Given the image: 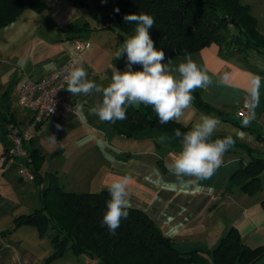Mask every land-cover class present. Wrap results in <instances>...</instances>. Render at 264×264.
I'll return each mask as SVG.
<instances>
[{
	"label": "crops",
	"instance_id": "1",
	"mask_svg": "<svg viewBox=\"0 0 264 264\" xmlns=\"http://www.w3.org/2000/svg\"><path fill=\"white\" fill-rule=\"evenodd\" d=\"M43 1V10L24 9L0 28V105L7 107L20 126L28 121L29 113L18 103L14 90L18 82L39 80L73 59L77 66H84L89 80L106 86L111 83L114 66L125 69V56L117 60L115 52L134 34L124 33L122 37L99 22L116 0ZM241 1L250 6L259 31L264 33V0ZM84 23L89 29L67 30ZM78 39H87L89 45L76 51ZM190 54L212 83L193 91L191 107L178 123L191 129L201 114L212 115L221 121L215 135L235 139L210 179L191 185L190 177L174 176L169 166L181 144L161 132L150 130L135 137L114 132L90 113V108L101 101L95 92L71 95L77 101L76 114L66 119L48 117L34 129L26 146L28 152L35 149L43 157L41 187L54 182L66 191L98 192L122 176L131 177L128 189L133 208L145 212L178 250H197L199 256L192 264H213L207 251L230 227L237 229L245 246H264V166L254 167L259 170V188L252 194L242 183L230 180L239 167L264 160V50L244 56L230 46L220 48L211 43ZM185 56L165 62L178 66L185 62ZM256 77L260 78L259 102L254 106L251 92ZM198 98L214 109L205 111ZM245 100L249 102V116L238 117L236 111ZM245 120L249 122L245 124ZM4 126L0 125V134ZM3 149L0 138V154ZM18 164L19 159H9L0 167V264H53L56 258L48 259L53 252L50 235L40 236L31 225L14 226L17 216L42 205L38 182L19 179ZM153 169L159 171V177ZM161 182L166 187H161ZM79 256L87 263H98L84 253ZM251 264H264V256Z\"/></svg>",
	"mask_w": 264,
	"mask_h": 264
},
{
	"label": "trees",
	"instance_id": "2",
	"mask_svg": "<svg viewBox=\"0 0 264 264\" xmlns=\"http://www.w3.org/2000/svg\"><path fill=\"white\" fill-rule=\"evenodd\" d=\"M45 7L43 0H0V28L12 22L24 9L41 11ZM133 13L154 17L151 38L157 49L164 50L166 59L190 54L211 43L219 44L220 48L230 46L244 56L255 50H264V33L259 31L258 20L250 6L241 0H116L105 19L98 20L102 27L115 30L124 37V33L134 31L135 25L125 23L123 17ZM86 29L89 25L84 23L71 25L67 30L80 32ZM133 68L139 70L140 66L134 65ZM100 98L102 100L101 94ZM198 104L205 111L214 109L200 98ZM15 123L7 107L3 109L0 105V125L7 126L0 134L4 144L1 154L9 144L8 125ZM106 123L114 132L128 137L156 130L176 144H180V140L175 137L174 130H190L175 120L161 125L153 108L143 104L128 107L127 119ZM225 136L228 135H214L213 139ZM28 158L27 166L35 173L34 181L40 186L42 205L33 212L17 216L14 226L31 225L40 236L50 235L54 251L49 260L63 256L69 249L74 254L84 253L96 258L98 264H192L197 260V250H178L173 240L137 208H132L129 217L121 221L114 235L111 234L102 224L106 201L110 199L107 189L98 192L66 191L54 182L41 187L39 168L43 157L33 149L29 151ZM255 161L252 165L239 167L230 176L233 183H242L250 194L259 188V170L254 167L264 166V160ZM207 253L213 264H251L264 256V246H245L237 229L230 227Z\"/></svg>",
	"mask_w": 264,
	"mask_h": 264
},
{
	"label": "clouds",
	"instance_id": "3",
	"mask_svg": "<svg viewBox=\"0 0 264 264\" xmlns=\"http://www.w3.org/2000/svg\"><path fill=\"white\" fill-rule=\"evenodd\" d=\"M118 12L119 9H116ZM125 23L134 24V35L127 38L115 52L118 60L126 56L123 71L112 68L111 83L107 86L88 79L87 70L81 64L74 66L65 76L67 91L71 95L85 96L93 92L101 94L102 100L90 108V113L101 122L116 123L127 119L128 107L143 104L151 106L161 125L171 121L179 122L185 110L191 107L193 91L206 88L212 83L211 78L203 71L191 54H186L185 62L178 66L166 61L164 50L157 49L151 38L150 29L155 24L152 15L146 13L127 14ZM139 65V70L133 66ZM259 81H254L251 98L254 106L259 102ZM249 121L245 120V124ZM221 121L212 115L201 114L199 120L186 132L175 129L181 150L172 159L169 171L178 179L190 177L191 185L200 180L210 179L221 166L223 156L234 145L231 135L213 139ZM59 127V125H57ZM51 139L55 141V137ZM159 177V171L153 169ZM131 177L122 176L108 186L110 199L106 201V211L102 224L111 234H115L121 221L129 217L134 207L128 183ZM161 187H166L162 182Z\"/></svg>",
	"mask_w": 264,
	"mask_h": 264
},
{
	"label": "built area",
	"instance_id": "4",
	"mask_svg": "<svg viewBox=\"0 0 264 264\" xmlns=\"http://www.w3.org/2000/svg\"><path fill=\"white\" fill-rule=\"evenodd\" d=\"M89 45L87 39H78L75 50L78 51ZM77 66L71 59L65 65L57 67L43 78L32 81L18 82L14 90L19 105L29 113L28 121L20 126L8 125L7 138L9 144L3 154H0V167L6 160L19 159L17 175L21 180L34 181L35 173L27 166L29 152L26 142L32 137L34 129L41 125L48 117L60 116L64 119L76 114L77 101L67 91L65 76L72 67ZM249 102L243 101L238 107L236 115L247 118L249 116Z\"/></svg>",
	"mask_w": 264,
	"mask_h": 264
},
{
	"label": "rangeland",
	"instance_id": "5",
	"mask_svg": "<svg viewBox=\"0 0 264 264\" xmlns=\"http://www.w3.org/2000/svg\"><path fill=\"white\" fill-rule=\"evenodd\" d=\"M53 251H54V247H53ZM53 264H91V263H87L84 258L82 259V257L79 256V254L78 255L74 254L69 249L66 251V253L63 256L56 257V260L53 262Z\"/></svg>",
	"mask_w": 264,
	"mask_h": 264
}]
</instances>
